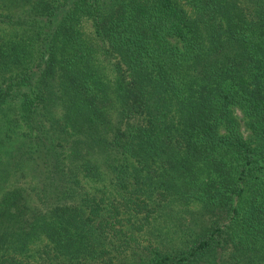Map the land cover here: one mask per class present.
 <instances>
[{"label":"trees","instance_id":"1","mask_svg":"<svg viewBox=\"0 0 264 264\" xmlns=\"http://www.w3.org/2000/svg\"><path fill=\"white\" fill-rule=\"evenodd\" d=\"M0 264H264V0H0Z\"/></svg>","mask_w":264,"mask_h":264},{"label":"rangeland","instance_id":"2","mask_svg":"<svg viewBox=\"0 0 264 264\" xmlns=\"http://www.w3.org/2000/svg\"><path fill=\"white\" fill-rule=\"evenodd\" d=\"M82 29L84 31V33H88V34H92V26H91V22L89 20H84L82 23ZM106 64L108 63L107 60H105ZM234 114L236 116V118L239 120L240 122V129L244 135V137H248L250 132L249 130L246 128L245 126V117L243 112L238 108V107H234Z\"/></svg>","mask_w":264,"mask_h":264}]
</instances>
